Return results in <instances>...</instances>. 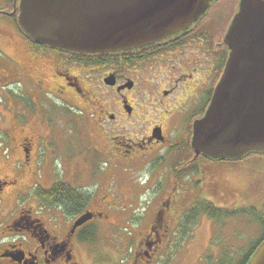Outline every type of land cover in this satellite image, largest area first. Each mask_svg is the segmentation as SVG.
Here are the masks:
<instances>
[{"label":"flooded vegetation","instance_id":"1","mask_svg":"<svg viewBox=\"0 0 264 264\" xmlns=\"http://www.w3.org/2000/svg\"><path fill=\"white\" fill-rule=\"evenodd\" d=\"M19 2L11 0V17L18 15ZM11 22L18 30L14 18ZM202 22L168 41L104 55L60 51L24 34V63L13 61L4 71L12 76L23 72L24 79L32 83L28 88L24 81V91L35 92L41 99L54 93L63 101L76 104L85 115V138L96 140H87L85 145L104 159L107 168L90 169L89 173L95 172L90 173L91 180L86 183L76 181L82 178L77 167L74 180L52 185L57 184L49 200L41 195L43 188H39L36 178L31 187L23 185L17 207L10 212L13 214H6L0 223V264H82L108 260L109 254H97L90 234L97 237L101 223L111 225L117 212L109 208L114 206L128 215V223L125 228L121 225V230H112L113 234L134 236L140 218L128 206L140 204L145 197L148 204H157L153 221L147 232L127 245L133 251L123 259L126 258L124 264H155L154 259L163 249V237L168 240L173 231L171 218H182L173 207L204 202L218 205L220 190L225 185L223 169L231 171L237 166L244 172L243 162L251 156L217 160L197 155L192 147L194 123L204 116L221 77L225 48L223 29ZM93 105V111L87 110ZM1 136L3 141L7 139L5 134ZM32 149L31 138L23 137V155L14 163L38 177L32 167L38 169L40 154L33 155ZM158 168L163 173L155 177ZM141 172L145 173L144 179L139 176ZM153 178L157 182L150 186ZM14 181L17 182L13 176H0V201ZM93 181L100 183L94 192L90 188ZM149 190L153 193L146 192ZM225 195L228 194H223L228 201ZM41 203L47 207L42 208ZM87 213L92 218L75 227V222ZM111 262L120 264L117 259Z\"/></svg>","mask_w":264,"mask_h":264},{"label":"rangeland","instance_id":"2","mask_svg":"<svg viewBox=\"0 0 264 264\" xmlns=\"http://www.w3.org/2000/svg\"><path fill=\"white\" fill-rule=\"evenodd\" d=\"M10 2L11 0H0V11H9L12 8ZM239 2L240 0L218 1L202 24L218 25L221 30L223 29L221 33L223 39L225 29L229 23L231 24ZM11 21L10 15L0 14V176L11 178L13 176L17 182L14 181L10 185L9 193L0 201V223L5 220L6 214L16 209L23 185L24 188L31 187L34 178L40 181L39 188L50 189L55 183L61 184V182L67 183L70 179L74 180L73 173H76L77 167H80L77 171L81 172L82 178L76 181L86 183L91 180L90 173L95 172L91 170L89 173L90 169L107 168L104 159L99 154L88 150L85 145V141L89 139L85 138L82 128L85 115L76 104L65 102L57 98L54 93H49L41 99L42 96L37 97L35 92L24 91V81L27 79H24L23 72L18 76H12L4 71V67L13 61L24 63V33L20 29V31L14 29ZM27 84L28 88L32 86V83L28 81ZM79 102L84 103L80 100ZM93 108L94 105L87 110L93 111ZM91 126L95 127V120L91 121ZM1 134L7 137L4 139L6 142L3 141ZM80 136L83 137L80 138ZM23 137L31 138L33 141V155L40 154L38 169L36 166L32 167L34 173H38V177H32L27 169L18 168L14 163L20 160L19 156L23 155L20 153ZM88 141L96 142L94 138ZM26 146L29 147V145ZM26 154L27 149L24 147V155ZM262 155L258 154L245 160L244 172H241L237 166L232 167L231 171L223 169L222 182L225 185H222L224 187L220 190L217 203L224 206L226 214L213 217L205 212L201 204L173 207L182 216H186L185 218L191 212L193 215L190 213L189 218L193 216L194 221L186 233L182 234L179 231V219L171 218V224H174L173 231H170L168 240L163 237V249L157 260L154 259L155 264H234L241 258L244 250H250L256 243L254 240L261 236L260 222L264 219V156ZM7 156L10 159H6ZM3 161H7L8 164L4 165ZM82 164L83 166H80ZM82 167H87L88 170H82ZM156 172L155 177L163 173L160 168ZM23 175L24 178H22ZM139 176L144 179L145 173L141 172ZM154 178L149 183L150 186L153 182H157ZM96 185L100 183L90 182L92 192L96 190ZM146 192L151 194L153 190ZM225 193L228 194L225 195L228 201L223 198ZM243 194L249 195L246 196L247 199ZM235 198L238 200L233 202ZM236 206L239 207L236 208ZM41 207L46 208L47 205L41 203ZM90 208H94V205ZM128 208L135 211L136 218H140L139 226L135 227L139 232L136 230L134 236H127L124 233L115 236L112 230H121L119 228L121 225L124 228L127 227L128 215L121 214L122 211L114 206L109 208L117 212V216H113L110 220L111 225L100 224L93 245L97 254H109L110 259L82 264H112L111 261L115 259L120 264H124L126 258L124 260L123 256L131 255L133 251L132 247L127 245L132 240L139 239L140 233L148 231L157 204L155 202L148 204L145 197L140 200V204L129 205ZM90 253L94 255L93 252Z\"/></svg>","mask_w":264,"mask_h":264},{"label":"water","instance_id":"3","mask_svg":"<svg viewBox=\"0 0 264 264\" xmlns=\"http://www.w3.org/2000/svg\"><path fill=\"white\" fill-rule=\"evenodd\" d=\"M216 1L20 0L18 23L29 39L51 48L104 55L181 35ZM223 42L229 56L191 143L197 155L240 160L264 152V0H240ZM91 218L87 213L75 227ZM247 264H264V241Z\"/></svg>","mask_w":264,"mask_h":264},{"label":"trees","instance_id":"4","mask_svg":"<svg viewBox=\"0 0 264 264\" xmlns=\"http://www.w3.org/2000/svg\"><path fill=\"white\" fill-rule=\"evenodd\" d=\"M12 18H14V23L20 29V27L18 26L17 15H14ZM224 46H225V48L222 51V55H221L222 56L221 72H223V68H224V65H225V62L227 59V55H228V49H227L225 44H224ZM249 154L251 157L255 156V155L258 156V154H263L262 156H264V152H251ZM58 184H60V183H58ZM56 185L52 186L51 189H42L41 195L44 197V200L45 199L49 200V199L53 198L50 196H52V194L55 192ZM50 202H53V201H50ZM202 207L205 208V212L212 215L213 217H217V216H221L223 214H226V212H224V211H226V210H224L225 209L224 206L214 205L213 202H204L202 204ZM234 210H238V209H234ZM190 213L187 215V218H185L186 216L185 217L183 216L182 219H180L179 231L182 232V234L186 233V231L191 227V223L194 221L193 216H192V218H189V217H191ZM233 213H235V212H233ZM263 220H261V222H260V224H261V236H259L258 238H256L254 240V241H256V243L250 248V250H247V251L244 250V253L242 254L241 258L238 259L237 261H235L234 264H247L248 261L250 260V258L252 257L253 253L260 246V244L264 241V221ZM95 239H96V236H94V234H90L89 240L94 241ZM222 264H225V263H222Z\"/></svg>","mask_w":264,"mask_h":264}]
</instances>
